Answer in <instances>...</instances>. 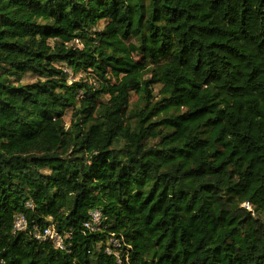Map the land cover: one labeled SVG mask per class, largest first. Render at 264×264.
Instances as JSON below:
<instances>
[{"label":"trees","instance_id":"1","mask_svg":"<svg viewBox=\"0 0 264 264\" xmlns=\"http://www.w3.org/2000/svg\"><path fill=\"white\" fill-rule=\"evenodd\" d=\"M0 264H264V0H0Z\"/></svg>","mask_w":264,"mask_h":264},{"label":"built area","instance_id":"2","mask_svg":"<svg viewBox=\"0 0 264 264\" xmlns=\"http://www.w3.org/2000/svg\"><path fill=\"white\" fill-rule=\"evenodd\" d=\"M26 207L32 208L30 203H26ZM91 219L85 223V228L89 229L90 231H95L98 229L99 225L101 224V215L98 211H91L90 212ZM29 230V222L27 218L23 214H18L13 223V233H22ZM30 235L32 238L37 240L38 242H50L56 249L64 250V243L63 237L61 234L54 228L53 225H48L44 228H41L36 225H32L30 231ZM110 243L113 246H119L118 241L114 240L113 238L110 239ZM108 253H111V249H106Z\"/></svg>","mask_w":264,"mask_h":264},{"label":"rangeland","instance_id":"3","mask_svg":"<svg viewBox=\"0 0 264 264\" xmlns=\"http://www.w3.org/2000/svg\"><path fill=\"white\" fill-rule=\"evenodd\" d=\"M67 72H69V74H70V79H74V80H79V79H83V76L82 75H76V76H73L72 75V73H71V71H70V69H65ZM32 81H34V79L33 78H31V77H28V78H26L25 80H24V82H32ZM157 91V88H155V92ZM132 101H134V100H136V97L133 95L132 96ZM70 117H71V113L70 112H68L67 114H66V116H65V122L66 123H69V120H70Z\"/></svg>","mask_w":264,"mask_h":264}]
</instances>
